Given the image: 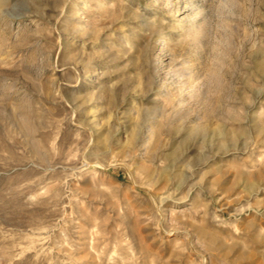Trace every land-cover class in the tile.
I'll return each instance as SVG.
<instances>
[{"label":"rangeland","instance_id":"obj_1","mask_svg":"<svg viewBox=\"0 0 264 264\" xmlns=\"http://www.w3.org/2000/svg\"><path fill=\"white\" fill-rule=\"evenodd\" d=\"M0 264H264V0H0Z\"/></svg>","mask_w":264,"mask_h":264},{"label":"clouds","instance_id":"obj_2","mask_svg":"<svg viewBox=\"0 0 264 264\" xmlns=\"http://www.w3.org/2000/svg\"><path fill=\"white\" fill-rule=\"evenodd\" d=\"M226 10V9H225Z\"/></svg>","mask_w":264,"mask_h":264}]
</instances>
